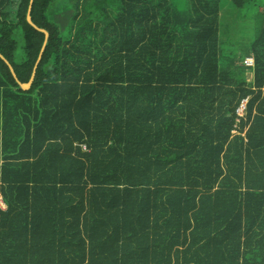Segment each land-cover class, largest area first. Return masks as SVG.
Masks as SVG:
<instances>
[{
    "label": "trees",
    "instance_id": "16d2710c",
    "mask_svg": "<svg viewBox=\"0 0 264 264\" xmlns=\"http://www.w3.org/2000/svg\"><path fill=\"white\" fill-rule=\"evenodd\" d=\"M28 3L0 0L19 83L44 40ZM223 4L254 22L251 66L218 53ZM30 18L48 38L27 91L0 59V264H264V0H33Z\"/></svg>",
    "mask_w": 264,
    "mask_h": 264
},
{
    "label": "rangeland",
    "instance_id": "374dc122",
    "mask_svg": "<svg viewBox=\"0 0 264 264\" xmlns=\"http://www.w3.org/2000/svg\"><path fill=\"white\" fill-rule=\"evenodd\" d=\"M221 7L223 8L220 11L219 19L218 36L220 47L218 48V53L223 51L227 54L230 51H236L237 54L235 56L237 57L238 62H241L242 60L244 63V61H246L245 59H249L244 58L243 52L246 51L248 43L252 40V34L254 32L252 28L254 22L252 19L243 20L237 17L236 10L229 4H223ZM231 28L233 30H231ZM16 41L17 46H20L18 34L16 35ZM246 62L251 63L253 60ZM1 207L4 208V205Z\"/></svg>",
    "mask_w": 264,
    "mask_h": 264
},
{
    "label": "water",
    "instance_id": "95a60500",
    "mask_svg": "<svg viewBox=\"0 0 264 264\" xmlns=\"http://www.w3.org/2000/svg\"><path fill=\"white\" fill-rule=\"evenodd\" d=\"M32 2H33V0H29L28 8H27V12H26V21H27V23H28L30 26H32L35 30H37V31H39V32H41V33H43V35H44V40H43V44H42V46H41V49H40V53H39V55H38V58H37V60H36V62H35V64H34V66H33V69H32V72H31V76H30L28 82H27V83H19L18 80L16 79V76H15V74H14V71H13L12 67H11V66L9 65V63H8V62H7V61H6V60L0 55V59L3 60L4 63L8 66L9 71H10L12 77L14 78L15 82L19 85V87H20L21 90H23V91H27V90L30 88V86H31V84H32V82H33L34 75H35V71H36V66H37V64H38V62H39V60H40L41 54H42V52H43V50H44V46H45V43H46L47 38H48V33H47L45 30L36 27V26L32 23V21H31V18H30V10H31Z\"/></svg>",
    "mask_w": 264,
    "mask_h": 264
},
{
    "label": "built area",
    "instance_id": "2783aa9c",
    "mask_svg": "<svg viewBox=\"0 0 264 264\" xmlns=\"http://www.w3.org/2000/svg\"><path fill=\"white\" fill-rule=\"evenodd\" d=\"M246 61H252L251 58L249 59H245ZM244 61V64L248 65V66H251L252 65V62H246ZM245 103H246V100H242L239 107L237 108L236 110V113L238 116H242L243 115V112H244V109H245ZM0 206H3L2 202H1V197H0Z\"/></svg>",
    "mask_w": 264,
    "mask_h": 264
},
{
    "label": "crops",
    "instance_id": "0c3cea01",
    "mask_svg": "<svg viewBox=\"0 0 264 264\" xmlns=\"http://www.w3.org/2000/svg\"><path fill=\"white\" fill-rule=\"evenodd\" d=\"M247 58V57H246Z\"/></svg>",
    "mask_w": 264,
    "mask_h": 264
}]
</instances>
